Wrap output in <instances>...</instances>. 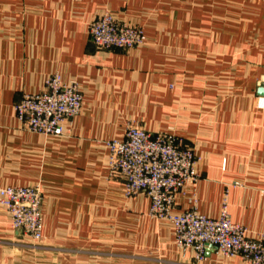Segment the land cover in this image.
<instances>
[{"label":"crops","instance_id":"obj_1","mask_svg":"<svg viewBox=\"0 0 264 264\" xmlns=\"http://www.w3.org/2000/svg\"><path fill=\"white\" fill-rule=\"evenodd\" d=\"M105 12L143 44L99 49L89 25ZM76 82L78 115L59 136L23 129L15 104L47 77ZM264 0H0V187L42 192V238L14 230L0 206V264H246L208 249L197 262L171 223L125 196L104 141L135 125L182 139L198 180L175 198L264 233Z\"/></svg>","mask_w":264,"mask_h":264},{"label":"built area","instance_id":"obj_2","mask_svg":"<svg viewBox=\"0 0 264 264\" xmlns=\"http://www.w3.org/2000/svg\"><path fill=\"white\" fill-rule=\"evenodd\" d=\"M91 42L99 49H126L143 44V31L105 12L89 25ZM82 93L76 82L64 83L58 74L50 75L44 89L23 94L15 104L16 117L23 129L44 136H59L62 123L79 114ZM108 150L110 174L124 182L125 196L138 193L150 201L148 215L172 224L174 240L181 249L193 251L197 262L205 260L208 249L226 257H239L246 264H264V233L254 238L234 223L227 202L218 217L210 218L191 207L175 212L176 195L199 178L197 157L182 139L169 133H152L135 125L125 128L122 139L104 141ZM42 192L34 186L0 187V206L9 215L11 227L37 242L42 238Z\"/></svg>","mask_w":264,"mask_h":264},{"label":"water","instance_id":"obj_3","mask_svg":"<svg viewBox=\"0 0 264 264\" xmlns=\"http://www.w3.org/2000/svg\"><path fill=\"white\" fill-rule=\"evenodd\" d=\"M257 95L264 97V84L257 89Z\"/></svg>","mask_w":264,"mask_h":264},{"label":"rangeland","instance_id":"obj_4","mask_svg":"<svg viewBox=\"0 0 264 264\" xmlns=\"http://www.w3.org/2000/svg\"><path fill=\"white\" fill-rule=\"evenodd\" d=\"M28 240H30V238H27Z\"/></svg>","mask_w":264,"mask_h":264}]
</instances>
